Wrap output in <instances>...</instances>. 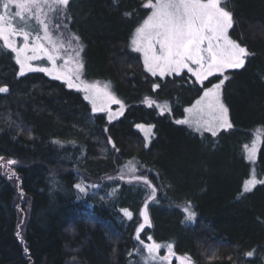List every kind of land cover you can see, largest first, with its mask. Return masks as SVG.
I'll return each mask as SVG.
<instances>
[{
	"label": "trees",
	"instance_id": "16d2710c",
	"mask_svg": "<svg viewBox=\"0 0 264 264\" xmlns=\"http://www.w3.org/2000/svg\"><path fill=\"white\" fill-rule=\"evenodd\" d=\"M146 2L69 0L65 10L85 78L110 83L126 106L112 122L63 82L19 75L14 53L0 47V87L8 88L0 93V264H139L137 228L150 189L115 177L130 161L156 189L140 239L172 244L194 264H264V184L243 191L251 173L243 148L258 130L255 168L264 178V0H221L233 17L230 37L250 55L226 73L232 128L216 136L175 120L221 77L203 85L187 73L158 78L130 48ZM147 97L167 102L170 114L144 105ZM140 124L152 127L149 144Z\"/></svg>",
	"mask_w": 264,
	"mask_h": 264
},
{
	"label": "snow or ice",
	"instance_id": "6c2138e0",
	"mask_svg": "<svg viewBox=\"0 0 264 264\" xmlns=\"http://www.w3.org/2000/svg\"><path fill=\"white\" fill-rule=\"evenodd\" d=\"M68 5L69 0H0V47L16 54V63L20 65L19 75H24L26 71L43 72L53 79L62 80L69 88L84 92V99L92 104L93 112L105 111L107 103L97 107L98 100L108 103L121 102L111 95L108 85L101 87L98 82L87 84L81 80L83 64L78 57L82 49H75L70 41L65 42L62 37L56 35V30L60 27V17ZM143 6L151 9V12L136 28L131 46L133 51L142 53L145 69L153 76L157 73L161 77L172 73L179 75L186 69L195 77L196 82L203 85L205 80L216 73L223 75L226 69L244 67L245 58L250 53L246 47L230 38L229 30L233 27V17L222 6L221 0H147ZM17 38L23 41L22 48L16 46ZM73 39L78 40L76 37ZM28 50L34 55L24 56L22 59V54ZM62 51L67 55L62 56ZM41 53L47 56L51 68L33 67L28 63L30 60L39 59ZM58 59H63L62 66L57 65ZM227 79L225 76L219 83L207 88L203 96L196 101V105L186 109L189 117L175 122L187 124L197 132L209 131L212 135H216L218 128H231L228 109L221 101V88ZM153 87L155 89L159 85ZM6 92L7 87H0V93ZM145 103L151 107L154 101L146 98ZM157 107L160 108L161 114L167 109V105ZM109 119L111 120V116ZM260 139V135L254 134L251 147L245 145L247 159L252 163H255L257 143ZM15 163V160L8 161L9 166ZM126 167L129 172L135 173L133 162L130 161ZM134 178L142 180L151 189L150 198L155 199L156 189L147 178ZM258 183L264 184V180L256 179L253 169L252 178L245 182L243 191L250 192ZM76 187L80 192L85 191L80 184ZM122 211L125 217L132 218L129 210ZM184 211L188 220L194 218L195 214L189 208ZM141 215L145 223H148L147 204ZM143 227L142 224L137 230L138 240ZM140 244L148 253L147 257H143L144 264H149V261L154 264H170L169 256L173 255L172 244L166 246L168 255L164 257H159L161 245L155 242L145 244L143 240H140ZM247 255L252 256L253 253L249 252ZM180 264H191V258H180Z\"/></svg>",
	"mask_w": 264,
	"mask_h": 264
},
{
	"label": "rangeland",
	"instance_id": "374dc122",
	"mask_svg": "<svg viewBox=\"0 0 264 264\" xmlns=\"http://www.w3.org/2000/svg\"><path fill=\"white\" fill-rule=\"evenodd\" d=\"M222 6L224 7L223 4H222ZM65 10H66V9L63 10L62 15H61V17H60V20H59L60 27L56 30V35H57L58 37H62V38L64 39L65 42H69V41H70L71 44H72V46H73L75 49L80 50L81 48H80V45H79L78 41H77L76 39H73V36L67 31L66 22H65V19H66V18H65ZM149 10H150V12H151V9H149ZM150 12H149V14H150ZM64 18H65V19H64ZM229 36H230V35H229ZM133 37H134V34H133ZM133 37L131 38V40L133 39ZM230 38H231V37H230ZM231 39H232V38H231ZM232 40H233V39H232ZM16 46H17L18 48H22V47H23V41H22L21 39L17 38V39H16ZM30 46H31V42H30ZM46 46H47V45H46ZM130 48L132 49L131 43H130ZM137 53L140 55L141 60H142V62H143V55H142V53H139V52H137ZM32 55H34V53H33L32 51L28 50V51H25V52L22 54L21 58L23 59L24 56H32ZM39 55H40V58H39V59L30 60V61H28V63H30L33 67H47V68H51L52 65H51V63L48 61L47 56L43 55L42 53L39 54ZM61 55H62V56H66L67 54H65V53L62 51V52H61ZM15 56H16V54L14 53V58H15ZM78 59H79V61L83 64V67H82V69H81V80H83V81H84L85 83H87V84H93V83H97V82H98L99 85H100L101 87H103L104 85H108V91L111 93V95L114 96V97L116 98V100H118V101L121 102V103H108L107 101H101V100H98V101H97V107H100L103 103H107V108H106L105 111H97V112H93V111H92V112H93V113H104V114L106 115L108 121H110V122L119 119V118L124 114V112H125V109H126L125 104H124L119 98H117V97L112 93L111 88H110V83H107V82H99V81H95V80H88V79L85 78L86 75H85V71H84V62H83L82 51H81V50L79 51V57H78ZM246 60H247V57L245 58V63H246ZM15 61H16V58H15ZM17 65H18V64H17ZM57 65H58V66H62V65H63V59H58V60H57ZM143 65H144V62H143ZM72 67L74 68L75 65L73 64ZM144 68H145V66H144ZM18 69H19L18 71L20 72V65H18ZM145 70H146V69H145ZM230 70H233V69H226V70L224 71L223 75H221L220 73H216V74H214L213 76H220L221 79H224V77L226 76V73H227L228 71H230ZM147 72H148V71H147ZM27 73H29V72L26 71L25 74H27ZM42 73H43V72H42ZM148 73L151 74L150 72H148ZM182 73H187V74L190 75V76L194 79V81L196 82L195 77L192 76L191 73L187 72L186 69L183 70L180 74H182ZM44 74H45V73H44ZM180 74H179V75H180ZM45 75H47V74H45ZM151 75H152V74H151ZM175 75H177V74L172 73V74H165L163 77H161V76L159 75V73H157V75H155V77H158V78H162V79H163V78H165V77H171V76H175ZM47 76L50 77V78H52V77L49 76V75H47ZM152 76H153V75H152ZM210 77H212V76H210ZM210 77H209V78H210ZM56 80H57V79H56ZM59 81L63 82L62 80H59ZM205 81H206V80H205ZM205 81H204V82H205ZM225 81H226V80H225ZM63 83H64V84L66 85V87H67V84H66L65 82H63ZM197 83H198V82H197ZM218 83H219V82H218ZM224 83H225V82H224ZM199 84H200V83H199ZM223 86H224V84L222 85V88H221V101H222V103L224 104V106L228 109V107H227V105L225 104L224 99H223ZM211 87H212V86H211ZM67 88H69V87H67ZM209 88H210V87H209ZM70 89H72V90H74V91H77L75 88H70ZM205 90H206V89H205ZM205 90H204V91H205ZM204 91H203V92H204ZM77 92L81 93L83 97L85 96V93H84V92H82V91H77ZM202 96H203V93H202V95H201L198 99H196V100L193 102V104H191L190 106H187L186 109L193 108V107L196 105V101L199 100ZM145 99H146V98L143 99L142 103H143L144 105L148 106V105L145 103ZM147 99H149V100H151V101H154V103L152 104L151 107H154V108H155L160 114H161V110H160L159 107H157V105H161V106H163V105H167V109L163 112V114H170V108H169V105H168L167 102L157 101V100H154V99H152V98H148V97H147ZM85 100H86V99H85ZM86 101L90 104V107H91V110H92V104L89 102V100H86ZM121 105H123V108H121ZM148 107H149V106H148ZM186 109H185V115H184V117L179 118V119H176L175 121H177V120H183V119H186V118L189 117V113L186 112ZM110 116H111V120L109 119ZM228 120H229V122L232 124V122H231V118H230V112H229V109H228ZM140 125H142V124H140ZM140 125H137V129L140 130V131L142 132V134H143V136H144V138H145L146 144H149V142L151 141V138H152V136H153L152 127H151V126H146V125H142V126H144L143 128L138 127V126H140ZM182 125L186 126V127L189 128L192 132H194V133H196V134H198V135H200V136H201V135H204V134H210V135H212V133L209 132V131H203V130H201L200 132H197V131L194 130L193 127H189V125H187V124H182ZM231 128H232V127H231ZM231 128H218L217 131H216V135H218V134H219L220 132H222V131H227V130H229V129H231ZM254 134H258V135H260V137H261L260 141H258V143H257L258 152H257V155H256V157H255V163H252V162H250V161L247 159V153L245 152V146H244V148H243L245 159H246V161H247V162L250 164V166H251V173H250V176L244 181V183H243V187H244L245 182H246L247 180H249V179L252 178L253 169L255 170V177H256V179H258V180H264V178L260 177V176L257 174L256 168H255V164H256V162H257V158H258V154H259V149H260V146H261V143H262V132L259 130V131H256ZM216 135H213V136H216ZM146 137H147V139H146ZM253 139H254V135H253ZM253 139H252V141L248 144L249 147H251L252 142H253ZM138 174H139V173L137 172V170L135 171V173H131V172H129V169L126 167V168L122 169V170L120 171V173L116 174L115 177H118V178H121V179H125V180H127V181H131V180H137V179H135L134 177H143V176H139ZM151 185H152V184H151ZM258 185H260V183H258L256 186H258ZM152 186H153V185H152ZM256 186H255V187H256ZM255 187H254V188H255ZM254 188H253V189H254ZM149 189H150V188H149ZM253 189H252V190H253ZM150 193H151V189H150ZM155 194H156V193H155ZM152 200H153V199L150 198V194H149V196L146 198V200H145V202H144V204H143V206H142V208H141V210H140L141 221H140V224H139L137 230L140 228V225H142V224L144 225V227H143V229H142L141 231H143L146 227L148 228V227L151 226V219H150V215H149V203H151ZM145 204H147V214H148V218H149V222H148V223H145L144 218H143V216L141 215V212L144 211ZM141 231H140V232H141ZM140 232H139V233H140ZM140 240H143V241L145 242V244H151V243H153V240H152V239H151V240L148 239V240H146V241H145L144 239H139V240H138V245L141 246V247H140V250H141V251H143V246L140 244ZM166 246H167V245H161V247H160V249H159V257H164V256L168 255V249H167ZM131 253H132V252H131ZM172 253H173V255H170V256H169L170 264H180V258H187V257H189V256H187V255H180V254H177V253L175 252L174 248H172ZM129 255H130V253H129ZM135 256H136V257H135V260L138 261L139 264H144L143 257H147V256H148V253H147L146 251H143V254H141V255H139V256H137V255H135ZM149 264H154V262L149 261ZM191 264H194V262H193L192 260H191Z\"/></svg>",
	"mask_w": 264,
	"mask_h": 264
}]
</instances>
